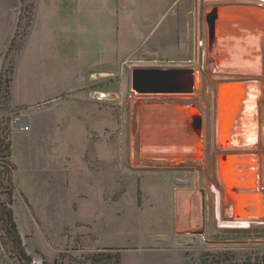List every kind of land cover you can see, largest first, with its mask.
Returning <instances> with one entry per match:
<instances>
[{"label":"rangeland","instance_id":"374dc122","mask_svg":"<svg viewBox=\"0 0 264 264\" xmlns=\"http://www.w3.org/2000/svg\"><path fill=\"white\" fill-rule=\"evenodd\" d=\"M67 1L0 0V129L10 143V155L0 157V201L14 212L25 263L91 264L98 255L110 264H264V24L258 39L245 38L248 59L230 70L233 61H214L216 23L208 20L233 4L264 13V0H169L139 38L135 14L119 25L109 14L126 0ZM92 4L106 13L83 23ZM130 4L154 25L149 2ZM66 18L76 29L64 39L53 29ZM254 61L258 70H241ZM136 68L191 69L193 92L135 94ZM250 85V103L231 101L243 96L229 95L231 87ZM149 105L194 111V119L184 116L198 156L141 155L140 108ZM19 116L28 118V131L12 126ZM234 130L236 141L228 139ZM241 157L258 215L235 213L245 192L229 182L228 163ZM13 246L0 230V264H20Z\"/></svg>","mask_w":264,"mask_h":264},{"label":"bare ground","instance_id":"6f19581e","mask_svg":"<svg viewBox=\"0 0 264 264\" xmlns=\"http://www.w3.org/2000/svg\"><path fill=\"white\" fill-rule=\"evenodd\" d=\"M228 20V21H233V24L238 25V28L234 29H240V26H246L245 23L249 24V28L256 29V30H262L263 27V21H264V13L261 11H258L253 8H245V7H234V8H227V9H222V10H214L210 12L208 15V20L214 23H219V20ZM225 22V21H224ZM229 24V23H228ZM245 24V25H244ZM214 25V24H212ZM221 27L225 26H230L229 25H221ZM253 27H250V26ZM239 32V33H238ZM247 34V33H245ZM250 37L247 35H244L241 30L236 31V34L234 33H229L227 36H223V31H220L218 33L217 39H215L216 36L212 37L214 41V46L218 48H223L226 47L227 49H231V47H236V51H230L226 54L225 58L223 60H230L233 61L232 63L229 64L228 69L230 70H239L236 66L240 64V61H246L248 57L243 53L242 48H245L247 46V43H245V38H247L250 41H254L261 36L260 32L257 31H251ZM233 50V49H232ZM214 59L216 60V57L218 59H221V56H218L217 53L214 55ZM239 59H237V58ZM250 58V57H249ZM238 61V62H237ZM253 61V58L251 57L248 62ZM253 64V66H242L241 70L244 72H249L253 71L256 69L258 70V64H256V61L249 63ZM243 87V86H242ZM241 87V88H242ZM245 90L242 88L238 90V86L231 87L229 90V95L234 94V92L242 91V97L241 99H237L236 97L232 98V102L235 103L236 101H242L241 103H250L249 100L251 99V94L253 91V88L251 85L244 87ZM226 93V94H227ZM224 94V93H223ZM225 97V96H223ZM228 97V96H227ZM154 98V97H152ZM165 98V97H163ZM168 99V97H167ZM135 102V101H134ZM165 104V103H164ZM162 105V104H161ZM167 105V104H166ZM170 108V109H169ZM169 108L165 106L161 107H152V106H142L140 108L141 111V121H142V126L140 130V149L141 150V155L142 156H147V157H152V158H168L173 157V158H180V157H188L187 154L185 155L186 151H190L193 154H190V157H196L198 156L197 151L195 150V146L197 144L196 138L194 135L191 138L190 137V132L187 131L185 127L182 126V122L185 118V113L188 114V117L191 115V113H194L193 110L189 109H179L180 107L178 106H169ZM241 110L243 113L251 115V110L250 108L244 107ZM174 111V112H180L181 116L183 117L182 119H178L179 115H176L175 113L169 116V112ZM171 112V113H172ZM134 114V113H133ZM192 118V116H190ZM237 123V122H236ZM171 124V125H168ZM140 126V125H139ZM180 127V129H179ZM243 130V129H242ZM244 131V130H243ZM246 132V131H245ZM252 134L253 131L250 129V131L246 132L245 134ZM232 136L229 135V138L235 139L234 141L238 140L235 138V136H239V131L234 130L232 131ZM245 138V137H243ZM227 139V141H228ZM250 140V138L248 139ZM233 141V142H234ZM229 142V141H228ZM243 142V141H242ZM241 142V143H242ZM189 143V144H188ZM236 143V142H234ZM171 144L173 145L172 148H169L168 145ZM233 144V143H232ZM177 147L179 149H177ZM186 150V151H185ZM182 151H184V154L182 155ZM240 161H235L237 158H234L233 162L228 163L229 167L233 171V177H232V182L229 181L231 184H233V181L235 183L233 186H237L236 193H240V191H244L243 196L239 197L238 201H240L239 206L236 208L235 213L239 210V213L241 215L245 214H260L261 207L259 206V203L256 198V192L252 190L253 186L250 185V181L247 182L245 179H248L246 174L244 172V167L246 162L244 161L245 159L241 157ZM177 160V159H176ZM193 160V159H192ZM149 161V160H148ZM153 161V159H152ZM151 161V162H152ZM161 161V160H160ZM164 161H166L164 159ZM167 162V161H166ZM240 162V163H239ZM145 163V162H144ZM156 163V162H155ZM161 163V162H160ZM159 163V164H160ZM176 163V162H175ZM157 164V163H156ZM167 164V163H166ZM171 164V163H170ZM236 165V166H235ZM230 175V176H232ZM253 179V178H252ZM250 180V179H248ZM229 183V184H230ZM242 188V189H241ZM241 189V190H240ZM235 204L238 205L237 200L235 199Z\"/></svg>","mask_w":264,"mask_h":264},{"label":"crops","instance_id":"0c3cea01","mask_svg":"<svg viewBox=\"0 0 264 264\" xmlns=\"http://www.w3.org/2000/svg\"><path fill=\"white\" fill-rule=\"evenodd\" d=\"M70 1V2H69ZM138 1V2H137ZM133 0V2L137 5V9H138V7L139 8H141V6H142V3H148L149 2V4H147V5H149V8H151V9H149V8H146L145 7V4H144V9H145V12L147 13V14H154V13H156L157 15H156V21L154 22V25L153 24H151V23H147L145 20L147 19V15L146 14H144L140 9H138L137 10V12L135 11V10H133V7L131 6V4H130V0H126L124 3L123 2H119L118 4H114L113 5V10L111 11L110 9V11H109V14L110 13H113L115 16H116V18L114 19V21L113 22H115V24L116 25H119V19L121 20V17H129L130 16V14H135L136 16H137V20H136V22L135 23H133L132 24V21H130V23H131V28H133V32H134V34L133 35H135L136 37H138L139 38V36L141 35V33L143 32V31H145L146 30V32L149 34V30H150V28H152V27H154L157 23L156 22H158V15H159V13L160 12H162V7H163V5H166V4H168V2H169V0H157V2H156V0H144V1H142V0ZM68 2V6L70 7V5L71 4H73V5H77V3H79V2H81V1H79V0H77V1H75V0H68L67 1ZM89 2L90 3H94V2H91L90 0H89ZM90 3H88V4H90ZM104 3V2H103ZM91 5V4H90ZM93 5V4H92ZM125 6V7H127L128 8V10L127 9H125V10H123L122 9V6ZM94 6V9H93V11L92 10H84L83 11V17H82V22L84 23V22H86V19L87 18H94L97 22L99 21V20H97V19H100L101 17H103V12L104 13H106V6L105 5H103L102 6V8H99L100 7V5H97V4H95V5H93ZM97 6H98V8H97ZM232 7H240V5H238V4H233V5H228V8H232ZM241 7H245V8H254V7H250V6H241ZM225 9V8H224ZM130 12V13H129ZM263 12V11H262ZM124 14V15H123ZM106 15V14H105ZM144 18H146V19H144ZM73 19V18H72ZM71 19V22L70 21H68L67 20V18L65 19V20H63L61 23L63 24V26H62V28H61V26H59V28L58 27H56V28H54L53 29V32H57L58 33V35H62V34H64L62 37H65L64 39H66L69 35H72V33H74V30L76 29V24L74 23V20H72ZM220 22L217 24L216 23V25H215V27H216V29H215V33H216V37H215V39H217V37H218V33L220 32V31H223V36H227V35H229V33H234V34H236V31H239V30H241V32H243L244 33V35H247V36H250V32L251 31H257V32H260L261 33V30L259 31V30H256V29H252V28H249V24H247V23H245L246 24V26L247 27H245V26H240V29H234V28H238V25H236V24H233L234 22L233 21H228V20H219ZM225 21V22H224ZM112 22V23H113ZM264 22V21H263ZM230 24V26H225V27H221L219 24H221V25H229ZM147 24H150L149 26L147 25ZM244 24V25H245ZM33 26H34V23H33ZM151 26V27H150ZM111 24L110 25H108V30L109 31H111V32H113V33H115V35H113V37L115 38L116 37V35H118L119 36V38H122V36L120 35V33H118V28H117V31H113V28H112V30H111ZM250 27H253L252 25L250 26ZM33 29V28H32ZM107 29V26L103 29H101V30H106ZM87 30H89V29H87ZM108 31V32H109ZM31 32H32V30H31ZM100 32H103V31H100ZM131 33V32H130ZM129 33V35H131ZM239 33V32H238ZM245 33H247V34H245ZM31 35V34H30ZM30 35H29V37H30ZM74 36V35H73ZM131 37H133L132 35H131ZM212 37V36H211ZM71 38H73L72 36H71ZM27 42H28V40H27ZM27 44V43H26ZM26 44H25V47H24V49L26 48ZM215 47V49H217L216 50V53H217V55L218 56H221V59H218V57H216V60L217 61H219V60H223L224 58H225V56H226V54L228 53V52H230L231 51V49L230 50H226L227 48L226 47H223V48H218V47H216V46H214ZM24 49H23V51H22V53L20 54V56H19V58L21 57L22 58V55L24 54ZM223 49V50H222ZM215 59H214V61H216ZM41 67H44V65H42ZM72 80H73V77H72ZM51 81V80H50ZM68 83H71V82H68ZM67 83V84H68ZM66 83H64L63 84V86L64 85H67ZM48 85H52V83H48ZM53 85H54V83H53ZM170 109V108H169ZM172 111H170L169 112V116L170 115H172V114H174L175 112L173 111L172 113H171ZM177 115H179V118L178 119H182L183 120V117L181 116V113L180 112H178L177 113ZM218 117V116H217ZM182 122V126L183 127H187L186 126V119L184 118V120L183 121H181ZM168 125H171V124H168ZM179 129H180V127H179ZM243 156H247V155H243ZM247 157H249V156H247ZM261 175H262V173H261ZM263 175H264V171H263Z\"/></svg>","mask_w":264,"mask_h":264},{"label":"water","instance_id":"95a60500","mask_svg":"<svg viewBox=\"0 0 264 264\" xmlns=\"http://www.w3.org/2000/svg\"><path fill=\"white\" fill-rule=\"evenodd\" d=\"M130 87L138 95H189L194 89V73L191 69L136 68L131 73ZM194 115L191 113L192 119Z\"/></svg>","mask_w":264,"mask_h":264},{"label":"trees","instance_id":"16d2710c","mask_svg":"<svg viewBox=\"0 0 264 264\" xmlns=\"http://www.w3.org/2000/svg\"><path fill=\"white\" fill-rule=\"evenodd\" d=\"M0 129V157H8L10 155V143L6 140V134L4 136L1 135ZM0 181V186H1ZM11 199L9 200V203ZM0 230H5L9 234L13 242V250L10 251L11 256H16L20 262V264H26V261H29V256L24 250L22 239L20 236V232L18 226L16 224L14 218V212L12 208L8 205V203L0 201ZM109 255V254H108ZM118 254H116V258H118ZM98 261V262H97ZM227 262H231L230 259H227ZM246 263V262H245ZM91 264H110L106 261L99 260L98 255L92 256Z\"/></svg>","mask_w":264,"mask_h":264},{"label":"built area","instance_id":"2783aa9c","mask_svg":"<svg viewBox=\"0 0 264 264\" xmlns=\"http://www.w3.org/2000/svg\"><path fill=\"white\" fill-rule=\"evenodd\" d=\"M11 124L14 128H18L19 130H23V131L29 130V123L27 117L24 116L13 117Z\"/></svg>","mask_w":264,"mask_h":264}]
</instances>
